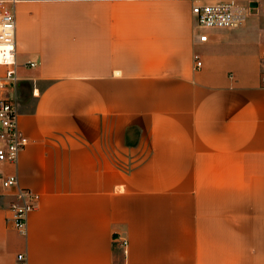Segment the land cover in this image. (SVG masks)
<instances>
[{
  "label": "crops",
  "instance_id": "1",
  "mask_svg": "<svg viewBox=\"0 0 264 264\" xmlns=\"http://www.w3.org/2000/svg\"><path fill=\"white\" fill-rule=\"evenodd\" d=\"M194 21L192 0L16 4L29 143L5 169L41 198L20 232L0 179V264H264V11L205 41Z\"/></svg>",
  "mask_w": 264,
  "mask_h": 264
},
{
  "label": "built area",
  "instance_id": "2",
  "mask_svg": "<svg viewBox=\"0 0 264 264\" xmlns=\"http://www.w3.org/2000/svg\"><path fill=\"white\" fill-rule=\"evenodd\" d=\"M21 0H0V66L5 73L0 76V179L2 185L13 191L15 200L11 204V220L23 233L27 231L29 214L38 205L41 195L21 185L17 171L7 172L6 166L17 167L21 152L29 143L19 123V107L16 97V4ZM264 11V0L248 3L240 0H219L208 2L192 0L194 26L198 30V41L208 39L205 30L213 28H236L245 22L251 13ZM196 67L202 66L199 54H195ZM264 85V48L261 52ZM35 65L34 62L30 63ZM18 258L24 260V255Z\"/></svg>",
  "mask_w": 264,
  "mask_h": 264
}]
</instances>
